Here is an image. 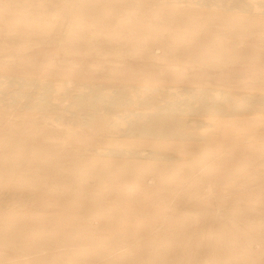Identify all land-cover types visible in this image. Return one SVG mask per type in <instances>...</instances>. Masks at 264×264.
I'll return each instance as SVG.
<instances>
[{
    "label": "rangeland",
    "instance_id": "rangeland-1",
    "mask_svg": "<svg viewBox=\"0 0 264 264\" xmlns=\"http://www.w3.org/2000/svg\"><path fill=\"white\" fill-rule=\"evenodd\" d=\"M208 1L0 0V105L13 78L56 85L55 117L85 86L123 87L129 111L239 98L175 113L183 139L123 135L105 104L89 126L0 109V264H264V0Z\"/></svg>",
    "mask_w": 264,
    "mask_h": 264
},
{
    "label": "bare ground",
    "instance_id": "bare-ground-1",
    "mask_svg": "<svg viewBox=\"0 0 264 264\" xmlns=\"http://www.w3.org/2000/svg\"><path fill=\"white\" fill-rule=\"evenodd\" d=\"M237 1L238 3L237 2L235 3L239 4L238 6H241V4H243L242 6L244 7L247 6L246 4L247 2H245V0H237ZM205 3H209V1L207 2L206 0ZM211 3L213 4V0ZM216 4L217 2L215 3V5ZM218 4L220 3L218 2ZM244 4H246V6ZM230 5L234 6L235 4L234 5L230 4ZM241 8L243 9V7ZM7 82H8V85L15 86V89H13L10 92L12 95V98H11L12 104L10 106L0 105V109L2 108L12 109L14 108L15 105L19 103L21 104L23 103L22 104L23 108L31 109L32 111H38L39 114L41 113L45 114V112L52 113V118L56 123L76 121V122H80V124H83L82 126H89L92 123V120H94V117H96L95 115H97L95 113H92L93 111L90 112L91 111L90 109L98 108L101 105L105 104V105H108L109 107L108 109L105 110L107 115H109L110 117L116 116L118 122H121L124 125V128L118 130L120 133H123V135L124 134L129 135V136L130 135H134V136L141 135L144 137L148 136V137H154L157 139L158 138L160 139L161 138H167V139L176 138L177 139L178 137L179 138L182 137L183 139V137L185 138V137L190 136V135L188 136L185 131V129H187L185 128L186 126L179 119H177V117L174 116V114L179 111H184L188 109V111L191 110V112L192 110H196V112L197 110H200V111H207V112L219 114V113H225L226 111H229L228 107L232 106L233 104L237 103L236 106H239V103H238L239 98L238 99L230 98V97L227 98V96H225L222 93L215 94L214 92H212L213 90L210 91L208 89L206 90L199 89L195 91V90L185 88L183 90L180 89V93H173L172 96H168L169 98H165V99L145 98V96L139 97V95H134L139 98L138 101L135 102V105L139 106L140 110H135V111L130 110L129 111L128 109L129 106L127 105L132 104L135 97L132 99L124 91L123 87L110 89L104 86L96 85V86H85V90H83L82 88L81 89L82 91L81 90L79 92L76 91V93L74 92V94L69 92L68 89H66V91L64 90V92H62L61 94L62 98L73 99L74 101L73 103H71L68 109L65 108V111H69L68 115L67 113H65L67 116H65L64 114H59L58 116L55 117L53 116L54 114L53 111L56 108H58V106L54 101H52V99L56 98L54 97L56 92L59 93V90L57 89L56 85H54L51 82L38 81V80L34 81L31 79H25V78H13V79L7 80ZM3 84H4V81L2 80V76L0 75V87L3 86ZM30 85H33L39 91L37 92L39 95L36 96L35 93H32V91L30 92L26 90V88ZM86 87L88 88L87 90H86ZM0 93L2 92L0 91ZM240 99H242L243 101L246 99V97L245 98L241 97ZM250 99L255 101V103H259V105L264 104V101L261 99H256V98H250ZM1 101L2 100L0 99V104L2 103ZM243 102L240 104H243ZM124 106L126 107L124 108ZM120 108H123V109H120ZM146 108L148 109L153 108L154 110L147 111ZM94 112H97V111H94ZM38 119L40 120L41 117ZM38 119L36 120V122L39 121ZM81 121L83 123H81ZM121 152L117 150H112L110 151L109 155L111 154L112 156H115V157H121L123 155ZM129 152H132V151H129ZM134 153L137 154L138 152H134ZM132 155L133 156H130V157L136 156V155L134 156L133 152H132ZM151 156L149 155L148 157H151Z\"/></svg>",
    "mask_w": 264,
    "mask_h": 264
}]
</instances>
